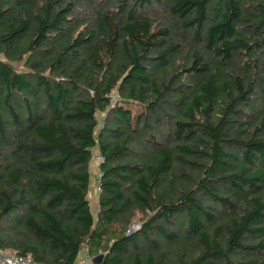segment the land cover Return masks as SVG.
<instances>
[{
  "label": "trees",
  "instance_id": "obj_1",
  "mask_svg": "<svg viewBox=\"0 0 264 264\" xmlns=\"http://www.w3.org/2000/svg\"><path fill=\"white\" fill-rule=\"evenodd\" d=\"M0 249L264 264V0H0Z\"/></svg>",
  "mask_w": 264,
  "mask_h": 264
},
{
  "label": "built area",
  "instance_id": "obj_2",
  "mask_svg": "<svg viewBox=\"0 0 264 264\" xmlns=\"http://www.w3.org/2000/svg\"><path fill=\"white\" fill-rule=\"evenodd\" d=\"M139 226H135L133 230H137ZM87 252V250H86ZM0 258L5 264H42L35 262L30 256H18L10 251H3L0 249ZM92 257L87 253L83 258L79 260L76 264H90Z\"/></svg>",
  "mask_w": 264,
  "mask_h": 264
},
{
  "label": "crops",
  "instance_id": "obj_3",
  "mask_svg": "<svg viewBox=\"0 0 264 264\" xmlns=\"http://www.w3.org/2000/svg\"><path fill=\"white\" fill-rule=\"evenodd\" d=\"M91 178H93V184H92V179H91V186H90V191H89V202L91 206V210L93 211L94 215L97 214L98 210V193H99V186H98V178H97V167L95 166L94 163L91 165ZM93 192V193H92ZM87 254L86 249L82 251L80 254L78 260L76 263L79 262L81 258H83ZM0 264H5L3 260L0 258Z\"/></svg>",
  "mask_w": 264,
  "mask_h": 264
},
{
  "label": "rangeland",
  "instance_id": "obj_4",
  "mask_svg": "<svg viewBox=\"0 0 264 264\" xmlns=\"http://www.w3.org/2000/svg\"><path fill=\"white\" fill-rule=\"evenodd\" d=\"M93 181H94V180H93V178H92V184H93ZM92 193H93V192H92Z\"/></svg>",
  "mask_w": 264,
  "mask_h": 264
}]
</instances>
